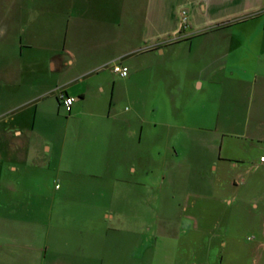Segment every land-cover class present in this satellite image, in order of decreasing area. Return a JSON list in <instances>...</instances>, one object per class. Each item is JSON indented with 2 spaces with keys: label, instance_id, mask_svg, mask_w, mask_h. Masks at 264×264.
<instances>
[{
  "label": "crops",
  "instance_id": "1",
  "mask_svg": "<svg viewBox=\"0 0 264 264\" xmlns=\"http://www.w3.org/2000/svg\"><path fill=\"white\" fill-rule=\"evenodd\" d=\"M261 156L264 0H0V264L116 224L136 260L144 206L167 264H264ZM81 160L121 211L78 222Z\"/></svg>",
  "mask_w": 264,
  "mask_h": 264
},
{
  "label": "rangeland",
  "instance_id": "2",
  "mask_svg": "<svg viewBox=\"0 0 264 264\" xmlns=\"http://www.w3.org/2000/svg\"><path fill=\"white\" fill-rule=\"evenodd\" d=\"M81 144V140H80ZM78 150L81 151V146H78ZM71 156H68V160ZM65 158V157H64ZM96 168V164L92 161H80L77 165V169L72 171L73 182L78 186L77 194L78 198H71L69 201L73 203V207L76 209V214L78 215V222L83 221V216L87 214H96L99 215L102 213V210L109 209L111 211H119V198H92L88 191L94 189L101 190V187L94 188L91 184L95 183L93 179H96V183L103 184L104 172L98 171ZM57 182H53L52 185H56ZM59 183V182H58ZM53 186L49 187V189L53 190ZM146 204V203H145ZM144 204V205H145ZM147 205V204H146ZM133 206V205H132ZM121 211V210H120ZM152 212L148 213L145 206L143 210V218H142V229L143 235L142 237V246L140 250L137 251V259L130 261V250H124L123 246L124 239L126 236L130 234H125L123 231H119V228L112 225L110 228L104 229L102 232L100 229H90L84 230L80 229L79 232L73 233L72 236H63L62 240H57L59 243H67V245H71L74 243L76 248L71 251H63L57 250L55 252L53 248L49 249L46 253V261L44 264H57L56 260L59 264H167L168 259L171 258V251L167 250H159L155 248V244H167L174 243L173 241L168 240L167 235H162V237H156L155 234V220L159 222L160 226L165 221L164 215L165 212L161 209L158 211V217L152 215ZM81 218V219H80ZM118 221H112L110 223H117ZM153 224V225H152ZM157 228V227H156ZM157 230V229H156ZM72 238V239H71ZM102 242V245L111 246V250L108 247H105L103 251L105 257L98 258V250H94L93 252H89L88 249L81 250L84 244L87 247L88 243ZM127 242H130L129 240ZM128 244V243H127ZM64 245V244H63ZM131 245V244H130ZM92 246V245H91ZM154 246V247H153ZM121 247V248H120ZM66 249V247H64ZM88 248V247H87ZM80 249V250H79ZM85 253V255H83ZM100 254V253H99ZM34 255V252H32ZM77 255V256H75ZM91 255V256H90ZM42 256V255H41ZM90 256V257H89ZM76 257H78L76 259ZM7 258V257H6ZM11 259V258H10ZM2 264H7L8 260ZM33 260H29L24 264H33ZM41 258L38 259L37 264L40 263ZM9 264H22L18 260H13Z\"/></svg>",
  "mask_w": 264,
  "mask_h": 264
},
{
  "label": "built area",
  "instance_id": "3",
  "mask_svg": "<svg viewBox=\"0 0 264 264\" xmlns=\"http://www.w3.org/2000/svg\"><path fill=\"white\" fill-rule=\"evenodd\" d=\"M182 24H188V18L186 12L183 11L182 14ZM112 71L120 77H126L129 74V69L127 66L122 65L121 63L114 62L111 66ZM58 98L60 105L64 112L69 113L71 111L72 105L74 103L75 97L65 93L63 90L58 91ZM260 161L264 163V156L260 157Z\"/></svg>",
  "mask_w": 264,
  "mask_h": 264
}]
</instances>
